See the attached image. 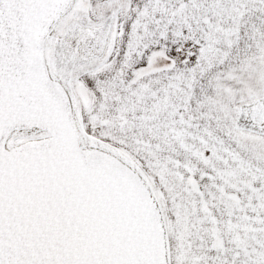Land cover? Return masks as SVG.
I'll return each mask as SVG.
<instances>
[{"label": "snow or ice", "instance_id": "snow-or-ice-1", "mask_svg": "<svg viewBox=\"0 0 264 264\" xmlns=\"http://www.w3.org/2000/svg\"><path fill=\"white\" fill-rule=\"evenodd\" d=\"M0 264H264V0H0Z\"/></svg>", "mask_w": 264, "mask_h": 264}]
</instances>
